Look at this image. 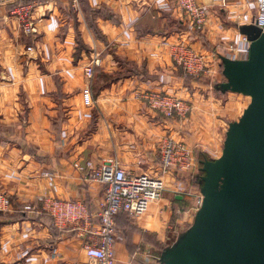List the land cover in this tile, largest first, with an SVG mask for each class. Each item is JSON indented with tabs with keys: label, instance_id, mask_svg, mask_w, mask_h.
I'll list each match as a JSON object with an SVG mask.
<instances>
[{
	"label": "crops",
	"instance_id": "crops-1",
	"mask_svg": "<svg viewBox=\"0 0 264 264\" xmlns=\"http://www.w3.org/2000/svg\"><path fill=\"white\" fill-rule=\"evenodd\" d=\"M198 1L209 11L201 34L190 28L178 0L0 5V191L11 200L9 212L0 213V264H92L85 247L97 239L106 187L76 165L117 159L129 174L156 175L167 137L184 141L196 156L219 151L206 88L224 77L217 55L240 38L256 6L254 0ZM166 40L203 53L209 74L186 77ZM96 55L102 65L91 83L95 105L88 106L84 70ZM147 91L175 94L192 105V114L164 118L138 97ZM174 177H166L163 198L141 218L117 217L116 264H152L139 261L137 250L155 247L178 209L173 201L183 207L190 195L189 184ZM42 197L85 204L89 222L55 226Z\"/></svg>",
	"mask_w": 264,
	"mask_h": 264
},
{
	"label": "water",
	"instance_id": "water-1",
	"mask_svg": "<svg viewBox=\"0 0 264 264\" xmlns=\"http://www.w3.org/2000/svg\"><path fill=\"white\" fill-rule=\"evenodd\" d=\"M247 59L221 56L217 90L251 98L229 125L218 159L200 161L203 202L191 227L166 248L159 264H264V33L240 27Z\"/></svg>",
	"mask_w": 264,
	"mask_h": 264
},
{
	"label": "built area",
	"instance_id": "built-area-1",
	"mask_svg": "<svg viewBox=\"0 0 264 264\" xmlns=\"http://www.w3.org/2000/svg\"><path fill=\"white\" fill-rule=\"evenodd\" d=\"M25 0H0V5L17 4ZM255 15L251 23L262 29L264 33V0H254ZM178 8L188 19L190 28L194 32L204 33L209 20V11L198 0H178ZM170 48L171 58L186 77L200 79L209 74L208 59L200 51L187 43L163 42ZM251 42L244 35L236 41L230 42L225 51L219 53L217 59L224 56L232 60L248 58ZM32 51V48H28ZM102 59L94 56L87 64L84 75L89 86L83 92L84 102L88 106L95 105L91 90L95 70L101 67ZM151 110L166 119L187 120L192 114V105L175 94L163 91H147L138 95ZM160 169L156 175H133L126 172L117 159H111L100 165L88 161L85 168L76 165L80 171L86 168L89 176L106 187L104 202L101 205L99 229L97 239L91 240L86 247V255L92 264H116L115 245L121 240L117 234L116 219L126 215L131 219H139L149 207L160 201L167 189L166 177L177 172H195L200 170V162L195 151L184 141L171 137L164 138L160 144ZM43 210L51 216L54 225L58 227L77 228L83 222H89L90 214L85 204L73 201H61L49 197L39 199ZM203 196L197 195V210L201 207ZM11 200L7 194L0 191V213L9 212ZM29 209V207H27Z\"/></svg>",
	"mask_w": 264,
	"mask_h": 264
},
{
	"label": "rangeland",
	"instance_id": "rangeland-1",
	"mask_svg": "<svg viewBox=\"0 0 264 264\" xmlns=\"http://www.w3.org/2000/svg\"><path fill=\"white\" fill-rule=\"evenodd\" d=\"M219 81H225V78H220L219 80H210L207 85L208 99L210 101V112L209 121L210 127H212L214 133L217 132L221 137V148L219 151L211 153H198V158L202 159L203 156H208V158L218 159L222 154V149L224 141L226 138V132L231 123L239 121L244 113V110L251 103V98L246 97L241 94L226 93L222 94L216 90V86L220 83ZM223 83V82H222ZM201 167V166H200ZM203 174L199 171L195 172H177L174 178H179V180L185 181L189 184L190 195H188L187 203L180 206L177 201H173L174 205L178 206V209H174L170 217L166 222H164L165 234L160 240L155 242V247L150 250H137V259L139 261H145L146 263H156V259L160 258L162 252L173 245L178 237L187 231L194 222L195 215L197 213V195L200 192L199 178ZM183 208V209H182ZM152 240V239H151Z\"/></svg>",
	"mask_w": 264,
	"mask_h": 264
},
{
	"label": "trees",
	"instance_id": "trees-1",
	"mask_svg": "<svg viewBox=\"0 0 264 264\" xmlns=\"http://www.w3.org/2000/svg\"><path fill=\"white\" fill-rule=\"evenodd\" d=\"M24 1H22V2H20V3H17V4H21V3H23ZM221 71H222V73H223V65L221 64ZM190 78V77H189ZM221 83H219L216 87H218L219 85H220ZM217 90V89H216ZM218 92H220L219 90H217ZM221 93V92H220ZM94 97V96H93ZM204 158H202V159H199L198 158V155H197V158L199 159V161H201V160H204V159H211V158H208V156H203ZM200 179V178H199ZM200 181V180H199ZM126 216V215H125ZM127 217V216H126ZM129 218V217H128Z\"/></svg>",
	"mask_w": 264,
	"mask_h": 264
}]
</instances>
